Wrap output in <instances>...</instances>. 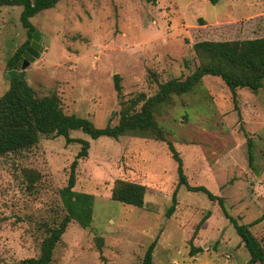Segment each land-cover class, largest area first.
<instances>
[{
	"label": "rangeland",
	"instance_id": "obj_1",
	"mask_svg": "<svg viewBox=\"0 0 264 264\" xmlns=\"http://www.w3.org/2000/svg\"><path fill=\"white\" fill-rule=\"evenodd\" d=\"M21 10L0 7V96L9 87L7 61L28 41ZM31 22L41 52L19 75L24 71L38 97L55 94L66 115L104 128L118 124L123 103L191 75L200 64L195 43L263 38L264 0H61ZM235 94L220 78L204 77L189 94L172 96L154 114L165 142L155 134L94 141L71 132L89 142L73 191L93 197L92 222L86 229L71 222L50 264H141L155 239L154 264L249 260L219 204L205 195L179 188L166 217L177 184L166 143L178 152L190 186L221 198L238 224L262 219L251 232L264 249V82L256 93ZM80 148L42 136L32 149L0 157V264L38 258L46 230L65 215L60 191ZM116 180L146 186L142 208L111 200ZM198 248L202 253L191 256Z\"/></svg>",
	"mask_w": 264,
	"mask_h": 264
},
{
	"label": "trees",
	"instance_id": "obj_2",
	"mask_svg": "<svg viewBox=\"0 0 264 264\" xmlns=\"http://www.w3.org/2000/svg\"><path fill=\"white\" fill-rule=\"evenodd\" d=\"M61 0H0V7H20L19 21L26 30L28 41L21 46L7 61V79L9 87L0 96V157L19 153L35 147L42 136L62 137L66 144L77 143L81 146L75 159L69 166L66 187L60 191V199L65 215L59 224L48 228L47 235L40 244L38 258L22 260L18 264H50L55 246L61 240L66 227L75 222L86 229L92 222L93 197L86 193L73 191L76 181V168L81 159L87 157L89 142L83 139H72L70 133L80 131L91 140L107 137L118 140L126 135L155 134L165 142L162 132L154 117L163 104L172 96L189 94L201 83L204 77H218L235 98L236 89H247L256 93L264 82V37L254 40L195 43L192 50L200 60L195 71L185 80H170L159 86L156 95L145 99L144 96L122 104L119 122L116 126L107 125L96 128L88 119L75 115H66L61 109L60 100L55 94L38 97L25 80L19 79L17 70L22 65V54L29 45L32 34L36 32L31 19L43 11L53 9ZM155 5L157 0H144ZM215 4L217 0H208ZM202 25V24H201ZM114 89L121 92L120 79L113 76ZM139 110H136L141 103ZM173 162L176 164L177 184L171 196V205L166 212L170 217L177 206V192L184 188L188 192L201 193L208 201L217 202L223 215L231 222L233 229L249 254V260L244 264H264V249L251 232V227L259 224V218L249 225L238 224L230 217L223 200L214 196L203 186H190L184 174L183 162L171 143H166ZM252 155L249 154V162ZM146 186L123 180H116L111 190V200L142 208L145 201ZM205 220L199 224L202 225ZM198 226V228H199ZM197 228V229H198ZM197 231V230H196ZM101 240H99L100 243ZM156 239L147 247L141 264H154L153 252ZM100 245V244H99ZM202 253L200 248L193 249L191 256Z\"/></svg>",
	"mask_w": 264,
	"mask_h": 264
},
{
	"label": "water",
	"instance_id": "obj_3",
	"mask_svg": "<svg viewBox=\"0 0 264 264\" xmlns=\"http://www.w3.org/2000/svg\"><path fill=\"white\" fill-rule=\"evenodd\" d=\"M38 41L37 34H32L30 45L26 48L24 53L22 54V69H25L29 63L33 62L36 58L39 57V54L41 52V47L39 44H36ZM24 77V71L20 73L19 79L23 80Z\"/></svg>",
	"mask_w": 264,
	"mask_h": 264
}]
</instances>
